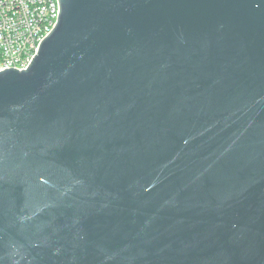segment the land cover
I'll return each instance as SVG.
<instances>
[{
	"label": "water",
	"instance_id": "obj_1",
	"mask_svg": "<svg viewBox=\"0 0 264 264\" xmlns=\"http://www.w3.org/2000/svg\"><path fill=\"white\" fill-rule=\"evenodd\" d=\"M0 72V264H264V0H58Z\"/></svg>",
	"mask_w": 264,
	"mask_h": 264
},
{
	"label": "built area",
	"instance_id": "obj_2",
	"mask_svg": "<svg viewBox=\"0 0 264 264\" xmlns=\"http://www.w3.org/2000/svg\"><path fill=\"white\" fill-rule=\"evenodd\" d=\"M59 12L58 0H0V72L30 65Z\"/></svg>",
	"mask_w": 264,
	"mask_h": 264
}]
</instances>
